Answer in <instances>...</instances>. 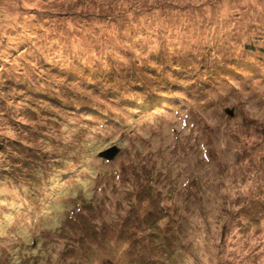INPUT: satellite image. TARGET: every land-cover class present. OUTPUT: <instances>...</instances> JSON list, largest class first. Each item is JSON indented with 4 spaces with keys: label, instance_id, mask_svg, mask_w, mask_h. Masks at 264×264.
<instances>
[{
    "label": "rangeland",
    "instance_id": "1",
    "mask_svg": "<svg viewBox=\"0 0 264 264\" xmlns=\"http://www.w3.org/2000/svg\"><path fill=\"white\" fill-rule=\"evenodd\" d=\"M0 264H264V0H0Z\"/></svg>",
    "mask_w": 264,
    "mask_h": 264
},
{
    "label": "trees",
    "instance_id": "2",
    "mask_svg": "<svg viewBox=\"0 0 264 264\" xmlns=\"http://www.w3.org/2000/svg\"><path fill=\"white\" fill-rule=\"evenodd\" d=\"M159 14V13H158ZM124 16V15H123ZM144 16V15H143ZM158 16V15H155ZM129 18L127 17H119V19L115 20L113 17L108 19L105 15H99L96 13V15L94 13H92V15H90L89 20H91V24H89V28H93L95 30H99V29H110L114 30L115 29V24L114 23H119L120 25H118L119 27H124L125 26V22H127ZM75 83H78L77 79H74ZM69 83H71L70 80H68ZM88 81H86L87 83ZM91 85V83H90ZM200 87V85H198ZM145 93V92H144ZM145 96L147 97V94L145 93ZM147 103V102H145ZM144 106V105H141ZM145 111V110H144ZM108 162V161H107Z\"/></svg>",
    "mask_w": 264,
    "mask_h": 264
},
{
    "label": "water",
    "instance_id": "3",
    "mask_svg": "<svg viewBox=\"0 0 264 264\" xmlns=\"http://www.w3.org/2000/svg\"><path fill=\"white\" fill-rule=\"evenodd\" d=\"M110 151H113L112 153ZM115 153V150L114 149H111L109 151H105L104 153L103 152H100L98 155L100 158H103L105 159L106 161H109L113 158V155Z\"/></svg>",
    "mask_w": 264,
    "mask_h": 264
}]
</instances>
